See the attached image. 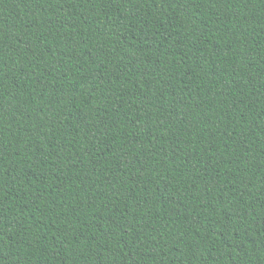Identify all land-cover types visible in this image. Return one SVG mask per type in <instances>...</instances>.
I'll return each mask as SVG.
<instances>
[{"label": "trees", "instance_id": "1", "mask_svg": "<svg viewBox=\"0 0 264 264\" xmlns=\"http://www.w3.org/2000/svg\"><path fill=\"white\" fill-rule=\"evenodd\" d=\"M0 264H264V0H0Z\"/></svg>", "mask_w": 264, "mask_h": 264}]
</instances>
